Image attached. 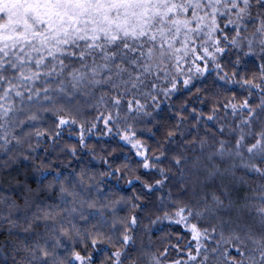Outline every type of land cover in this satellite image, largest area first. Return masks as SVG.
<instances>
[{"label": "snow or ice", "instance_id": "6c2138e0", "mask_svg": "<svg viewBox=\"0 0 264 264\" xmlns=\"http://www.w3.org/2000/svg\"><path fill=\"white\" fill-rule=\"evenodd\" d=\"M84 155L104 170L69 171ZM13 170L2 264H264V0H0ZM113 177L139 188L109 198ZM150 206L146 234L182 229L160 251L138 236Z\"/></svg>", "mask_w": 264, "mask_h": 264}, {"label": "trees", "instance_id": "16d2710c", "mask_svg": "<svg viewBox=\"0 0 264 264\" xmlns=\"http://www.w3.org/2000/svg\"><path fill=\"white\" fill-rule=\"evenodd\" d=\"M248 69L251 72H254L255 64L249 63ZM228 70L230 71L231 69L229 68ZM182 101H183V97L177 100V104L181 103ZM163 122L166 124L168 123L167 119H165ZM162 134H163V130H161L160 133H157L156 140H152L148 138L147 142L155 145L157 141L162 140ZM107 140H108L107 137L101 138L99 140L96 137H94L89 141L90 146H93L96 149L94 153L95 156L100 157L105 155L102 149L108 147V144L106 143ZM70 143H74V141H70ZM53 159L55 158L53 157ZM122 161H123V156H121L120 159L115 162L114 166L119 165ZM65 162H67V160H65ZM85 167L89 168L90 174L92 172L104 170V166L99 162L98 159L90 161L89 157L87 155H84L82 162L79 164V167H77V163L73 161L69 171H71L72 169L79 170ZM28 170L29 169L26 167L25 164H21V166L18 169L20 177L23 178V176L26 174ZM173 171H175V169H173ZM65 175H67V173H65ZM16 176H17L16 170L6 173H0V194L14 195L13 187L16 183V179H15ZM102 187H104L105 193L106 195L109 196V198H119L121 196L128 198L133 196L134 192L139 188V185H135V187L127 186L124 180H120L118 182L116 178L113 177L111 180L106 181V185ZM93 195H95V192H93ZM131 212H132L131 208H126L124 211L119 212L118 215L128 216L131 214ZM149 214H151V219H155L156 216L160 215L161 213L156 212L155 209L150 206L148 210L145 212V214L142 216L141 230L138 232V236L141 237L145 243H147L148 240H151L153 242V250H157V251L163 250V248L168 243L175 244L177 242L176 236L182 232V229L179 226L170 225L167 221H162L158 224L151 225L150 231L147 234L143 231L145 226H148L150 223L148 218ZM169 237H171V239H169ZM187 238H188L187 235H185V240ZM3 241L4 238L0 237V244H3ZM181 243H183V241ZM169 258L170 259L176 258L175 252H172ZM102 260L103 257H100L99 259H97L96 264H101ZM0 264H2V260H0ZM9 264H11L10 260H9Z\"/></svg>", "mask_w": 264, "mask_h": 264}]
</instances>
